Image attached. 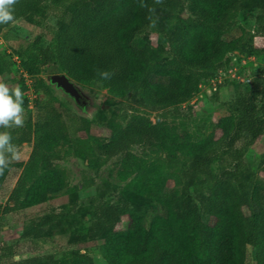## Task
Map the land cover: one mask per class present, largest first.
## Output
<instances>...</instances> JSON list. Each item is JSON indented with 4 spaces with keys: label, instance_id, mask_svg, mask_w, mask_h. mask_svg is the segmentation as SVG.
Segmentation results:
<instances>
[{
    "label": "trees",
    "instance_id": "1",
    "mask_svg": "<svg viewBox=\"0 0 264 264\" xmlns=\"http://www.w3.org/2000/svg\"><path fill=\"white\" fill-rule=\"evenodd\" d=\"M141 3L155 7L151 19ZM182 7L190 16L180 14ZM50 10L58 13L52 47L38 43L27 50L10 41L7 31L15 22L43 20ZM243 10L254 13L256 34L264 40V0H163L162 4L154 0H18L14 21L0 25V36L11 50L0 54V77L13 76V83L25 93V125L12 134L14 143H32L33 150L10 194L11 209L38 205L57 185L52 168L60 156L51 150L61 141H71L53 84L39 77L42 67L56 66L77 84L129 93L135 102L139 97L151 112L181 108L201 83L217 78L219 62L228 50L223 29L233 14ZM162 16L175 18L176 29L168 35L162 27L160 46L166 58L154 63L150 30ZM105 71L107 79L99 75ZM31 88L36 97L30 104L26 94ZM217 128L218 137L196 142L147 116H134L116 129L108 143L96 148L104 157L122 156L124 168L136 174L128 186L133 201L92 207V238L104 240V256L110 264H247L248 248L255 250L256 264H264V184L246 160L264 136V69L253 79L249 92L238 90L231 114ZM134 146L188 153L192 161L183 174V191L168 190L153 171L140 170ZM216 162L218 172L212 170ZM14 166L22 165L11 164L0 175V183ZM126 214L130 223L119 229ZM5 252L14 254L11 247ZM39 261L35 258L28 264Z\"/></svg>",
    "mask_w": 264,
    "mask_h": 264
},
{
    "label": "rangeland",
    "instance_id": "2",
    "mask_svg": "<svg viewBox=\"0 0 264 264\" xmlns=\"http://www.w3.org/2000/svg\"><path fill=\"white\" fill-rule=\"evenodd\" d=\"M57 14L50 10L43 20L36 17L15 22L7 31L10 41L27 50L38 43L52 47ZM180 14L190 16L186 7L180 9ZM154 22L150 30L153 62L160 63L166 58L160 46L162 27L170 35L176 29V20L162 16ZM223 38L228 50L219 62L217 78L221 83L217 84V90L213 89L212 81L203 82L181 108L151 112L141 105L139 97L137 102L129 99V93L113 94L94 84L74 82L82 96L77 103L55 85L51 87L59 100V111L70 126L71 141H61L51 150L60 156L52 168L57 185L38 205L12 210L10 194L33 150L32 143L20 145L21 159L12 164L22 166H14L0 183V264H28L35 258L40 260L38 264H110L104 256V240L92 238V207L102 202L133 201L128 186L136 174L124 168L122 156L104 157L96 148L108 143L116 129L125 127L134 116H147L153 123L159 122L172 133L196 142L218 137L217 123L231 114V103L238 90L249 92L253 79L264 69V40L256 34L253 12L243 10L233 14L223 29ZM10 52L6 40L0 36V54ZM16 66L15 69L19 64ZM55 74L62 73L50 65L41 68L39 77L49 83ZM0 81L15 86L11 75L4 74ZM28 83L32 85L31 81ZM26 96L31 104L36 93L31 88ZM78 127L83 129L76 134ZM132 152L141 160L140 170L153 171L168 190L183 191V174L192 161L188 153L176 148L138 146ZM246 160L256 171L258 181L264 184V136L250 149ZM212 170L219 171L218 162L212 165ZM129 223L126 214L118 228L125 229ZM8 247L14 252L12 256L4 255ZM247 252V264H256L255 250L248 248Z\"/></svg>",
    "mask_w": 264,
    "mask_h": 264
},
{
    "label": "clouds",
    "instance_id": "3",
    "mask_svg": "<svg viewBox=\"0 0 264 264\" xmlns=\"http://www.w3.org/2000/svg\"><path fill=\"white\" fill-rule=\"evenodd\" d=\"M18 0H0V25H7L15 19V5ZM163 0H154V4H162ZM146 7L149 19L155 13V7ZM155 23V22H153ZM104 79L109 78L108 72H100ZM25 93L19 85L10 86L0 81V175L9 166L19 161L22 156L21 148L14 143L12 130L22 128L25 125Z\"/></svg>",
    "mask_w": 264,
    "mask_h": 264
},
{
    "label": "water",
    "instance_id": "4",
    "mask_svg": "<svg viewBox=\"0 0 264 264\" xmlns=\"http://www.w3.org/2000/svg\"><path fill=\"white\" fill-rule=\"evenodd\" d=\"M50 82L58 89L72 97L77 103L81 102V94L75 83L66 74H55L50 77Z\"/></svg>",
    "mask_w": 264,
    "mask_h": 264
},
{
    "label": "built area",
    "instance_id": "5",
    "mask_svg": "<svg viewBox=\"0 0 264 264\" xmlns=\"http://www.w3.org/2000/svg\"><path fill=\"white\" fill-rule=\"evenodd\" d=\"M15 60L18 61V58L15 57ZM26 77H27V76H26ZM28 79H29V78L27 77V80H28ZM28 81H29V80H28ZM212 82L214 83V88H213V89L216 91V90H217V84H218V83H221V81H220L218 78H216V79L213 80Z\"/></svg>",
    "mask_w": 264,
    "mask_h": 264
},
{
    "label": "flooded vegetation",
    "instance_id": "6",
    "mask_svg": "<svg viewBox=\"0 0 264 264\" xmlns=\"http://www.w3.org/2000/svg\"><path fill=\"white\" fill-rule=\"evenodd\" d=\"M82 99V98H81Z\"/></svg>",
    "mask_w": 264,
    "mask_h": 264
}]
</instances>
